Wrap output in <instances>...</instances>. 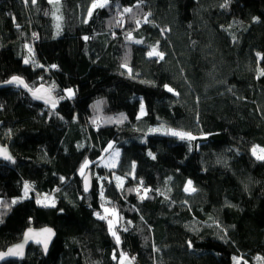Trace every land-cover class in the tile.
Returning a JSON list of instances; mask_svg holds the SVG:
<instances>
[{
    "label": "trees",
    "instance_id": "obj_1",
    "mask_svg": "<svg viewBox=\"0 0 264 264\" xmlns=\"http://www.w3.org/2000/svg\"><path fill=\"white\" fill-rule=\"evenodd\" d=\"M93 2L0 0V83L18 76L59 100L53 111L0 90V143L16 160L0 162V252L29 228L57 233L47 257L31 247L6 264H264V160L252 152L264 148V0H109L89 16Z\"/></svg>",
    "mask_w": 264,
    "mask_h": 264
},
{
    "label": "snow or ice",
    "instance_id": "obj_2",
    "mask_svg": "<svg viewBox=\"0 0 264 264\" xmlns=\"http://www.w3.org/2000/svg\"><path fill=\"white\" fill-rule=\"evenodd\" d=\"M36 0H32V3H35ZM50 2H52V0H50ZM56 2H58V0H56ZM109 3V0H94L92 6H91V9L89 10V16H91L92 14V11L95 10L96 8H104L105 6H107ZM227 5H222V7H226ZM132 9L131 8H125L124 9V12H131ZM57 19H59V17H57ZM147 22V21H146ZM57 28L59 29V24L57 25ZM59 34V33H58ZM129 39H131V34H129L128 36ZM84 39H88L87 37H85ZM137 43H141V41H136ZM32 49L29 48V52H31ZM258 56H260L259 53H257ZM148 56L151 58V57H157L158 59L160 60H163L164 59V53L163 52H160L157 50V47H152V49L148 52ZM261 59H264V56H260ZM24 63H29V61L27 59H25ZM126 67V65H124ZM53 67H55V65H53ZM261 75H264V70L261 71L260 73ZM6 84H16V85H23L25 88H27V84L24 83V81L18 77V76H13L10 80L8 81H5ZM165 88H167V90L169 92H173L174 90L170 87H168L167 85H165ZM29 91H32V94L34 96V98L36 99H42L44 97L42 96H39L37 95V93H39L41 91V89L37 88L35 91H33L32 89H29ZM45 92H49L50 93V89H45L44 90ZM68 96L71 97L72 95H74L73 91L71 89H68ZM178 95V93H175ZM63 98V97H61ZM46 103L50 102V96H49V99L45 101ZM53 107H55V103H53ZM146 114L144 112V105L143 103H141V115H144ZM139 118V117H138ZM163 128V126H161V128H153L151 129L150 131L151 132H159L161 131V129ZM165 134H168V135H172V136H176L180 139H187V140H193L195 139V137L190 133V132H183V131H176L174 129H167ZM109 147H111V145H109ZM261 155H257V148H253L252 149V152H253V155H256L257 159L259 160H264V148H260L259 149ZM116 155H119V153L117 152ZM149 155H152V153L150 152ZM0 156H3V158L5 160H9V161H12L13 163L15 162L13 160V158L8 154L7 150L6 149H0ZM153 159H155V157L153 156ZM87 164L88 162L86 161L85 164L81 167L80 169V172H81V175L84 174V169L87 167ZM115 165L113 164L112 167H114ZM134 166V165H133ZM63 179V178H61ZM117 180H120V177H117L116 178ZM192 185V181L189 180L188 181V187L185 188V191H195V188H192L191 187ZM29 185L26 183L25 186H24V196L27 197L28 196V191H29ZM87 190V186H86V189ZM143 198V197H142ZM45 199H48L47 197ZM17 201L13 200L12 203L15 204ZM40 201H38L39 203ZM0 204H3L2 201H0ZM52 206H55V202L52 201ZM4 207H8V205H4ZM107 211V210H106ZM99 216V214H97ZM100 219H105L104 216H99ZM112 221L109 220V230L112 231ZM126 230V229H125ZM31 230H29L30 232ZM43 232L45 233H48L49 234V239L51 238V235H54V233L52 232L51 229H43ZM112 235L116 238V242L117 244H119L120 242V239H119V236L117 235V233L115 231H112ZM28 238V234L26 233V239ZM37 243H40V241H37ZM47 241L44 242V249L45 251H47ZM22 249H23V244L21 245H17L16 248L14 249H9L7 252H3V253H0V260H3L5 257L7 256H22L23 255V252H22ZM115 258V256H114ZM127 259V257L124 255V254H121V259H120V262L119 264H124V261ZM234 260H236V258H233ZM237 264H238V261H237Z\"/></svg>",
    "mask_w": 264,
    "mask_h": 264
},
{
    "label": "water",
    "instance_id": "obj_3",
    "mask_svg": "<svg viewBox=\"0 0 264 264\" xmlns=\"http://www.w3.org/2000/svg\"><path fill=\"white\" fill-rule=\"evenodd\" d=\"M22 79V78H21ZM24 81L25 84H27V82L22 79ZM28 86V84H27ZM9 88H14V89H18L20 91H23L25 92L26 94H28V96L36 103L44 106L45 108L49 109V110H53L55 111L58 106H59V100L57 98V96L52 92V90L47 87L46 85H41L37 88L41 89V91L39 93H37V95L39 96H42L44 98L42 99H36L34 98L33 94H32V91H29V89H31L29 86L27 88H25L23 85H16V84H6V83H0V90L1 89H9ZM36 88V89H37ZM36 89H32L33 91H35ZM45 89H50V93L49 92H45L44 90ZM49 96H50V102L46 103L45 101L49 99ZM53 103H55V107H53ZM0 149H6L8 154L13 158V160L15 161L14 163L12 161H9V160H5L3 158V156H0V162H4V163H11V164H16V160L15 158L13 157L12 153H11V150L2 145L0 143ZM86 186H87V190L86 189ZM82 187H83V190H84V193L85 194H89L92 189H93V179H92V173L90 170L87 171L85 177L83 178V182H82ZM51 229L52 232L54 233V235H51V238L49 239V234L48 233H45L43 232V229ZM29 230H31L29 232ZM26 233L28 234V238L26 239ZM57 237V233L56 231L51 228V227H43V228H29L25 231L24 235H23V238L20 242L12 245L11 247H9L6 251H3V252H7L9 249H14L16 248L17 245H21L23 244V249H22V252H23V255L22 256H7L5 257L3 260H0V264H6L7 262H10V261H23L27 258L28 256V252L30 250L31 247H37V248H40L44 255L47 257L50 253V250L54 244V241ZM37 241H40V243H37ZM47 241V251H45L44 249V242ZM3 252H0V253H3ZM127 259L124 261V264H135L134 260L132 259L131 256H126ZM120 262V261H119ZM118 262V264H119Z\"/></svg>",
    "mask_w": 264,
    "mask_h": 264
},
{
    "label": "rangeland",
    "instance_id": "obj_4",
    "mask_svg": "<svg viewBox=\"0 0 264 264\" xmlns=\"http://www.w3.org/2000/svg\"><path fill=\"white\" fill-rule=\"evenodd\" d=\"M29 48H31L32 49V47H30V46H27V48H26V56H25V58L29 61V63H34L35 62V54H34V51H33V49H32V51L31 52H29ZM66 96L67 97H69L68 96V92L66 93ZM73 96V95H72ZM71 96V97H72ZM144 105V104H143ZM144 112L146 113V110H145V106H144ZM146 114H144V115H141V107H140V112H139V117H144ZM257 148V155H261V153H260V151H259V149H260V147H256ZM119 153V155H116V153ZM120 155H121V152H120V150H118V149H114L112 152H111V154L105 159V161L103 162L105 165L107 164V165H115L114 167H116L117 166V164H118V162H119V159H120ZM254 157L255 158H257L256 157V155H254ZM259 160V159H258ZM89 163V162H88ZM87 166H88V164H87ZM86 170H87V167L84 169V173L86 172ZM80 173V175H81V172H79ZM52 201H54V200H52V199H47L44 203H43V205L44 206H47V207H52ZM55 202V201H54ZM106 215H108V216H111L112 217V231H115V226H116V223H117V221H118V215L116 214V212H114V211H111V210H107V212H106ZM112 231H111V234H112ZM116 232V231H115Z\"/></svg>",
    "mask_w": 264,
    "mask_h": 264
},
{
    "label": "built area",
    "instance_id": "obj_5",
    "mask_svg": "<svg viewBox=\"0 0 264 264\" xmlns=\"http://www.w3.org/2000/svg\"><path fill=\"white\" fill-rule=\"evenodd\" d=\"M143 192H144L143 189H142V188H139V193L142 194ZM99 216H104L105 219L108 220V221H109V220H112V217H111V216H108V215H106V214L103 213V212H100Z\"/></svg>",
    "mask_w": 264,
    "mask_h": 264
},
{
    "label": "crops",
    "instance_id": "obj_6",
    "mask_svg": "<svg viewBox=\"0 0 264 264\" xmlns=\"http://www.w3.org/2000/svg\"><path fill=\"white\" fill-rule=\"evenodd\" d=\"M26 59V58H25ZM68 92V91H67ZM73 97V96H72ZM256 148V147H255Z\"/></svg>",
    "mask_w": 264,
    "mask_h": 264
}]
</instances>
